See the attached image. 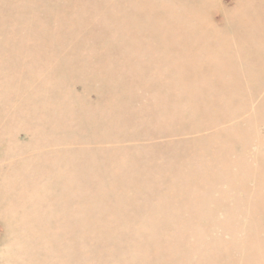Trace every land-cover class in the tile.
<instances>
[{
  "label": "rangeland",
  "instance_id": "rangeland-1",
  "mask_svg": "<svg viewBox=\"0 0 264 264\" xmlns=\"http://www.w3.org/2000/svg\"><path fill=\"white\" fill-rule=\"evenodd\" d=\"M0 264H264V0H0Z\"/></svg>",
  "mask_w": 264,
  "mask_h": 264
}]
</instances>
